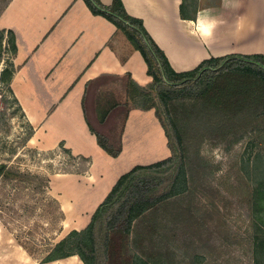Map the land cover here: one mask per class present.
<instances>
[{"label": "rangeland", "instance_id": "1", "mask_svg": "<svg viewBox=\"0 0 264 264\" xmlns=\"http://www.w3.org/2000/svg\"><path fill=\"white\" fill-rule=\"evenodd\" d=\"M9 1L0 0V13ZM200 3L213 0H185L183 12L195 13ZM8 37L4 31L0 41V264H84L77 255L45 257L69 231L88 224L120 174L170 156V130L166 125L165 135L156 112L165 124L167 115L156 105L146 109L153 97L148 75L146 83L136 81L140 94L133 100L120 80L93 83L89 102L98 90L102 99L116 100V109L129 107L127 119L120 116L113 127L121 151L112 156L85 120L83 90L64 102L46 101L29 59L32 44L19 36L20 59ZM172 98L168 116L176 118L181 147L168 143L176 153L181 148L188 185L144 217L148 228L137 249L142 257L156 251L175 264H264V253L256 251L264 252V197L257 192L264 185V103L233 114L200 91ZM112 116L92 122L105 140Z\"/></svg>", "mask_w": 264, "mask_h": 264}, {"label": "trees", "instance_id": "2", "mask_svg": "<svg viewBox=\"0 0 264 264\" xmlns=\"http://www.w3.org/2000/svg\"><path fill=\"white\" fill-rule=\"evenodd\" d=\"M82 1L93 15L101 16L114 25L142 56L147 67V75L152 78L148 89L150 96L153 97L149 99L146 109L156 105L165 111L166 124L159 111L156 112V116L164 128L165 135L166 125L169 127L170 134L166 137L171 154L148 165H135L121 174L103 201L95 208L88 224L80 230L69 231L59 239L45 259L52 261L77 255L84 264H175L174 260L164 255L160 256L156 251L142 257L137 249L141 236L148 228L141 224L144 217L170 198L183 194L188 185L183 157L180 154L181 148H178L179 151L176 153L168 143L170 138L175 145L181 147L176 118L168 116L172 96L176 93L193 94L200 91V94L206 95L214 106L228 109L231 107L233 114L253 104L264 103V55L230 54L205 59L191 70L176 72L171 68L163 51L145 30L142 21L127 13L121 0H112L110 5H105L100 0ZM184 2L185 0H182L179 11L180 17L186 19V13L182 9ZM195 14L196 12L193 13V17ZM3 33L4 30L0 29V41ZM7 34L13 44L12 32L8 31ZM13 48L15 49V46ZM211 76L214 77L213 80L210 79ZM102 79L107 82L122 81L129 100L140 94L137 82L130 74ZM95 82L93 80L85 85L82 100V108L86 113L85 120L95 134L99 147L106 153L116 156L121 151V140L116 138L113 127H116L120 116L121 119H127L129 107L122 104L120 109H116L119 105L116 100H109L108 95L106 100L102 99V93L98 90L89 102L87 96L90 86ZM110 115L114 126L111 128L109 139L105 140L94 130L92 122L104 124ZM115 142L118 147H114ZM257 192L259 197L263 198L264 185H259ZM256 251L259 256L260 253H264L259 249Z\"/></svg>", "mask_w": 264, "mask_h": 264}, {"label": "crops", "instance_id": "3", "mask_svg": "<svg viewBox=\"0 0 264 264\" xmlns=\"http://www.w3.org/2000/svg\"><path fill=\"white\" fill-rule=\"evenodd\" d=\"M64 1L11 0L0 13V29L12 32L16 57L19 36L32 44L29 59L46 101L64 102L83 90L82 104L85 85L103 77L130 74L139 83L148 81L142 56L114 25L93 15L82 0ZM216 1L219 12L211 19ZM121 2L130 16L142 21L176 72L230 54L264 55V0L200 3L194 17L186 13V19L180 17L182 0Z\"/></svg>", "mask_w": 264, "mask_h": 264}, {"label": "bare ground", "instance_id": "4", "mask_svg": "<svg viewBox=\"0 0 264 264\" xmlns=\"http://www.w3.org/2000/svg\"><path fill=\"white\" fill-rule=\"evenodd\" d=\"M63 206H64V208H68V203L67 202H63Z\"/></svg>", "mask_w": 264, "mask_h": 264}]
</instances>
